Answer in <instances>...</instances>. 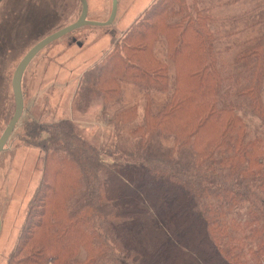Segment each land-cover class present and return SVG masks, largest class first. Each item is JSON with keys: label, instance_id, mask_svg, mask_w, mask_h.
Instances as JSON below:
<instances>
[{"label": "trees", "instance_id": "trees-1", "mask_svg": "<svg viewBox=\"0 0 264 264\" xmlns=\"http://www.w3.org/2000/svg\"><path fill=\"white\" fill-rule=\"evenodd\" d=\"M200 1L151 2L78 79L75 110L99 102L116 134L137 117L123 83L167 94L155 113L147 98L135 146H96L71 118L22 123L43 172L6 264H264V0L230 33L213 12L238 0ZM247 30L228 56L222 39ZM144 204L172 222L151 253L126 237Z\"/></svg>", "mask_w": 264, "mask_h": 264}, {"label": "rangeland", "instance_id": "rangeland-1", "mask_svg": "<svg viewBox=\"0 0 264 264\" xmlns=\"http://www.w3.org/2000/svg\"><path fill=\"white\" fill-rule=\"evenodd\" d=\"M86 1L88 20L103 22L108 19L111 0ZM153 1L117 0L116 14L110 24H87L71 30L45 45L26 66L21 79L23 112L0 152V264H6L9 253L16 246L28 203L43 172L42 152L25 145L21 139L22 123L26 119L52 122L71 118L81 126L84 137L96 146L120 139L133 147L137 140L128 131L141 123L147 98H151L149 106L153 113L166 101V93L153 90L149 97L143 95L135 85L123 83L122 105H136L137 117L131 124L125 125L119 134L113 132L112 125L101 115L99 102L91 104L84 113L76 111L73 103L80 75L111 51L112 39H121L130 24ZM222 1L200 2L210 5ZM261 1L238 0L231 5L215 7L213 14L218 18L226 17L222 31L230 33L231 26H227L230 17L235 13L241 15ZM80 9V0H0V135L14 109L11 77L15 66L37 42L74 22ZM254 33L247 30L239 36H225L222 46L230 45L228 56L236 51L233 47L236 39ZM159 56L162 58V53ZM115 107L112 106L111 110ZM144 207L148 212L134 224L136 227L130 229L126 237L131 246L151 253L166 238L172 222L159 221L147 204Z\"/></svg>", "mask_w": 264, "mask_h": 264}, {"label": "water", "instance_id": "water-1", "mask_svg": "<svg viewBox=\"0 0 264 264\" xmlns=\"http://www.w3.org/2000/svg\"><path fill=\"white\" fill-rule=\"evenodd\" d=\"M80 5H81L80 14L74 22L62 27L61 29L51 33L44 39L37 42L26 52V54L22 57V59L15 66L12 77H11V89H12V94H13L14 109H13V113L9 121L7 122L5 128L3 129L0 135V152L3 150L7 139L13 132L23 112L24 102H23V96H22V91H21V79H22L24 70L26 66L28 65V63L30 62V60L50 41L70 32L71 30H74L76 28H79L87 24H90V25L110 24L113 21L115 14H116L117 0H111V8H110L109 17L107 20L103 22L92 21L86 18L87 8H88L86 0H80ZM0 227H1V220H0Z\"/></svg>", "mask_w": 264, "mask_h": 264}]
</instances>
